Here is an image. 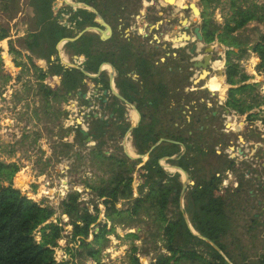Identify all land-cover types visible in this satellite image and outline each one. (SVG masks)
Here are the masks:
<instances>
[{
    "label": "rangeland",
    "instance_id": "rangeland-1",
    "mask_svg": "<svg viewBox=\"0 0 264 264\" xmlns=\"http://www.w3.org/2000/svg\"><path fill=\"white\" fill-rule=\"evenodd\" d=\"M149 1L94 0V4L100 5L103 2L104 5H100V11L102 10V20L104 21H108V19L112 22L117 21V14H121L122 11L127 14L126 10H129V16L134 15L135 20L140 18V20L148 21L153 17L158 19V13L154 14L153 0L150 1L151 3ZM188 2H194L200 10V16H197L195 25L200 27L203 37L197 43L199 54L194 57L201 56L203 52L200 50L211 45L213 47L210 50L212 56L216 58L221 55L222 59H215L212 67L207 69L209 74L199 81L193 77L198 74L195 69L188 71V67L185 65L175 64L174 66L173 62L172 64L169 62L167 66L171 65L173 70L170 71V79L167 82L171 86H177L180 83L189 85L191 81L187 79L192 77L196 81L193 85H201V87L206 85L208 89H201L200 92L182 93L183 101L188 95V101H192V105H196V102L202 98L204 103H209L205 113L211 115L212 111H215V119H210L209 129L201 135L198 134V130L195 131L196 127L190 126V128L195 134H198L199 142L207 143L204 147L207 146L210 149L215 143L220 142L221 146L218 148L220 155L233 159L235 164L240 161L241 166L247 169L251 166L250 162L255 165V168H251L253 170L249 173L250 179H247L245 174L243 177L237 178V174L242 175L243 172H239L240 169L235 164L234 169L224 173L225 178L222 179V185L224 180H230V183L227 188L223 189V192L231 193L233 202L226 209L232 219L231 230L222 241L230 244V249L233 250L237 261L256 259L264 252V124L262 122L264 119V74L259 71L260 59L252 51V46L258 40L259 35L264 33V23L248 21L247 24L231 34L225 33L223 27L225 25L232 26L231 20L236 13L245 12L243 15L248 17L253 6L263 4L264 0H167L166 2L163 0L161 10L159 9L162 14H160V21L166 22L163 14L168 15L171 12L174 15L177 14V18L187 16L192 18L193 14L189 8L182 9V6ZM58 3L60 11L65 3L63 0ZM122 6L126 10L121 9ZM179 9L182 10L181 14L177 12ZM19 12H12L8 15L0 10V28H6L9 37H13L10 41L5 38L6 43L1 42L4 45L3 48L0 46V161L16 163L19 170L13 177V185L29 198L49 208L51 217L38 225L32 234L36 240H40L42 226L48 223L61 226V238L58 239L54 256L59 261L65 260L67 264H133V257L137 258L140 264H149L154 261L153 258L157 253H167L162 229L168 221L176 218L179 209L182 211L185 221L187 220L188 226L191 225L188 214L184 212L186 202L184 196L192 184L187 185L181 198L173 197L164 212V217L156 214L155 207H152L148 201L135 215L124 216L120 222L118 220L122 216L115 217L118 218L115 223L105 216L103 198L96 201V210L93 203L89 201L93 192L87 185L96 184L99 178H108L111 167L109 163L113 159L124 162L131 160L127 156L128 147L125 144L127 141L125 138L129 133L127 132L121 137L120 133L110 131V135L115 137L111 141L110 138H107L109 135L107 129L99 140L83 138L85 135L82 131L86 130L75 121L79 112L82 111L85 114L93 112L106 117L107 111L103 113L99 106L97 109H86L85 106L88 105H81L84 107L81 109L76 95H69L59 90V76H47L43 80L38 78L39 71L33 66L45 70L46 62L43 59V62L39 63L37 56L20 46L21 39L25 38L27 34L24 25L27 15L25 6H20ZM111 12L117 14L112 15ZM174 19H176L175 16ZM212 31H214L213 37L210 38ZM16 35L23 37L17 39L14 37ZM205 36H208V39ZM119 38L121 40H118L114 45L116 48L118 46L128 47L135 55H143L145 60H147L146 57L152 60L148 56L151 48L146 45L142 47L140 45L141 38L135 42L125 41L123 34ZM226 41L236 45L227 46ZM10 42L20 51L19 54L9 51ZM237 44H239L238 47ZM229 50L235 52L228 55ZM228 58L238 66V74L240 73V77L244 78L242 83H257L250 95L242 96L246 97L247 104L252 102L254 104L250 110L243 114L235 112L226 105L228 86L231 85L224 84L220 74L216 77V70L221 66L226 68ZM70 60L68 62L73 63ZM160 72L161 76L169 74L166 67ZM187 72L190 73L186 74ZM185 76L187 81L183 80ZM51 77L57 78L56 83H52ZM45 87L57 92L58 97H47L44 92ZM172 94L168 93L167 97L171 99ZM152 97L147 94L146 100L142 102L151 100ZM164 105V108H170L169 105L166 106L165 103ZM224 107L228 112L223 111ZM143 110L146 112V109ZM162 116L161 119L157 118L163 124L159 130L162 131L161 133L168 134L171 130L169 127H165L166 123L172 126L176 119L171 121L166 113ZM143 121L146 120L142 119L141 122ZM177 123L180 122L177 121ZM128 124L130 126L129 122ZM213 126L216 128L213 129ZM111 127L109 124V129ZM237 136H239V140H234ZM230 141L233 142L232 147L239 148L247 155H241L238 151L228 148L231 145ZM66 143L71 146H65ZM147 159L142 158L141 162ZM132 161L137 162V159ZM141 164L136 163L132 172L135 197L138 196L137 186L139 184L136 170ZM131 165L130 163L126 166L130 167ZM202 165H208V160H205ZM190 175L188 183L194 182ZM236 183L239 188L243 187L244 190L235 191ZM19 184L23 185V188ZM261 185L263 188L259 190L258 187ZM74 192L80 194V200L87 202V212L93 218V221L89 223V236L86 240L92 241L94 234L106 224L107 231L102 234V238L98 242L93 241L92 243L93 248L99 250L98 260L87 255L88 248L83 246L78 238L75 241H70L69 234L72 225L67 215L62 212L61 204L63 200H67L69 193ZM250 192L254 195L251 196ZM255 194L257 195L255 196ZM177 202L180 207L177 206ZM257 202H261L263 208L258 206ZM116 208L126 209L127 204L121 200L117 202ZM256 214H258L257 217ZM124 215L126 214L124 213ZM191 232L192 234L196 233V236L199 235L194 228ZM208 242L218 248L212 241L208 240ZM189 246L195 247L203 257L209 258L201 246H196L193 243ZM200 262L199 258H191L189 261L183 257L176 264H200Z\"/></svg>",
    "mask_w": 264,
    "mask_h": 264
},
{
    "label": "trees",
    "instance_id": "trees-1",
    "mask_svg": "<svg viewBox=\"0 0 264 264\" xmlns=\"http://www.w3.org/2000/svg\"><path fill=\"white\" fill-rule=\"evenodd\" d=\"M76 1L89 5L94 4V0ZM58 4V0H27L26 8L27 16L30 19V29L25 38L21 39L20 46L37 56L39 63L43 62L42 59L46 62L45 70L33 66L39 71L38 78L40 80L47 76H59V90L80 98V94L87 91L86 76L78 68L65 67L58 54L57 44L63 37H74V29L78 31L85 25L99 26V24L93 20L94 16L90 11L84 8L73 10L71 6L65 4L60 12L67 15L69 24L61 27L58 24V17L60 16ZM20 6L21 0H0V10L4 14L17 13ZM243 13L245 12L235 14L231 20L232 26L225 25L223 27L225 33L231 34L247 24L248 21L264 23V3L254 5L248 17L244 16ZM70 27L74 29L71 30ZM213 33L214 31L210 33V38L213 37ZM8 36L7 29L0 28V41ZM205 38L208 39V36ZM118 40H121L118 32H113L108 39H102L93 32H84L75 40L66 41L64 47L68 52H74V55L83 57L81 66L88 73H96L99 65L108 60L115 68L114 83L116 88L123 97L140 105L143 100H146V95L150 93L147 86L152 84V73L143 70L144 64L142 66L137 65L138 57L130 48L124 47L119 51L115 50L112 46ZM225 43L230 47L236 45L228 41ZM9 51L14 54L20 53L11 42L9 43ZM252 51L260 59L259 71L264 74V33L259 35L258 40L252 46ZM234 52V50H229L227 54ZM131 69L138 73V79L132 77ZM225 74L227 85H231L227 90L226 105L235 112L243 114L250 110L254 104L253 102L247 104L246 97L243 98L242 96L250 95L257 83H242L244 78L240 77V73L238 74V66L233 64L229 58L226 63ZM51 80L52 83H56L57 78L52 77ZM139 85H142L143 89ZM91 91L89 99H84L82 103L88 105L90 101L95 100V102L100 103L99 108L104 113L106 111L109 113L113 109L117 116L115 126L122 137L129 124L124 118L123 104L114 95L108 94L109 80L106 72L102 71L94 79V86ZM104 91L107 94H104ZM44 92L47 97H58L57 92L51 88L45 87ZM172 95L171 99L177 102L184 98L179 92H173ZM188 97L186 96L185 101L188 100ZM171 99L169 101H172ZM252 101H254L253 98ZM94 114L93 112L87 114L88 129L90 133L94 134V140H99L109 129V124L107 120H101L100 116L95 117ZM155 120L140 122L131 130L136 154L147 153L162 134V131L157 129ZM262 122L264 124V119ZM110 125L112 126V124ZM80 136L82 137V133ZM83 138L86 137L83 136ZM64 145L71 146L67 143ZM177 150L176 145L170 142H162L149 152L148 159L136 170V175L139 178L138 196L136 197L132 186V172L136 163H141V159H137V162H135L136 160L124 162L113 159L109 163L111 166L110 176L99 178L94 185H87L94 194L89 201L97 210L96 201L103 198L105 216L113 223L118 219L115 217L122 216L118 220L120 222L124 216L137 214L147 201L152 207H155L156 214L164 217V212L170 201L174 196L179 197L180 195L181 181L179 173L164 170L158 161L159 158L172 155ZM209 151V155L203 157L204 161L208 160V165H202L201 159L196 157L191 162V164L193 163L191 170L184 166L185 169L189 170L190 177L194 179L193 185L189 187L184 196L186 201L184 212L188 214L191 228L215 243L218 248L192 234L182 211L179 209L176 218L168 221L162 229L167 253H157L153 258L154 261L149 264H176L183 257L189 261L191 258H199L201 259L200 264H264V252L258 255L256 259L237 261L233 250L230 249V244L222 241L231 230L232 219L227 214L226 209L233 202V195L223 192L222 179L225 178L224 173L227 170L233 169L234 160L226 156H218L214 147H211ZM130 163L132 164L130 167L126 166ZM18 170L19 168L14 162L0 161V264H67L65 260L56 261L54 258L55 247L58 239L61 238V226L52 223L45 224L40 228V240H36L32 234L38 225L51 217V214L47 206H42L41 203L29 198L13 185V177ZM240 176L243 177V174ZM121 200L127 204L126 209L119 210L116 208L117 202ZM86 203V201L80 200L78 192L69 193L67 200H63L61 204L62 212L67 215L72 225L69 234L71 236L70 241H75L78 238L81 244L88 248L87 255L98 260L99 250L93 248L92 243L93 241L98 242L102 238V234L107 231L106 224L94 234L92 241L86 240L89 236V223L93 221L87 212ZM176 204L180 207L178 202ZM191 243L201 246L210 259L203 257L195 247L189 246ZM132 262L133 264H140L135 257L132 258Z\"/></svg>",
    "mask_w": 264,
    "mask_h": 264
},
{
    "label": "flooded vegetation",
    "instance_id": "flooded-vegetation-1",
    "mask_svg": "<svg viewBox=\"0 0 264 264\" xmlns=\"http://www.w3.org/2000/svg\"><path fill=\"white\" fill-rule=\"evenodd\" d=\"M150 1H152V0H150ZM166 1L167 0H165V2ZM100 5L101 6L104 5L103 2H101ZM100 5L92 4L91 6L95 7L97 10L100 11V8H101ZM120 8L123 10H126V8L123 6ZM182 9H184V8H182ZM153 10H154V8H153ZM160 10L159 9L157 11L155 10L158 13L157 17L159 20L155 19V17H153L151 20H148L149 23H146L147 20H144V21L140 20L141 25H143V22H145V28L146 29L142 32V34L146 33V35H144V36L140 35V37L135 38V40L141 38V44L140 45L142 47H143V45L144 46L146 45L147 47L151 48L148 56L152 59V60H150L149 58L146 57V59L150 61V62H148L147 60H145L142 57L143 55L137 56L138 57L137 65L142 66L144 64L143 70L149 71L152 73V76H151L152 84L148 85L147 88L150 90V93H148V94L151 95V97L153 96L151 100L146 101L147 104H144V102H142V104L137 105V107L139 108L140 116H141L139 123L141 122L142 119L148 120V121H151L152 119H156L155 120L157 122L156 126H157V129H159V128H161V125H163V124L158 119H161L163 117L162 115H164V113H166L168 115L169 111L171 114V118H169V117L168 118L171 121L173 119H176L175 123L172 124V126L166 123L165 127H169V129L171 131L168 134L162 133L160 135V137H158V139H162L161 143L162 142H170V143L176 145L178 147V150L175 151L172 155H165V156L173 157L172 159H166L165 158L163 160L162 158L165 157V156H163V157L159 158L158 162L164 170L171 172V173H174V172L179 173V175H180L179 179H180L181 183H182V178H181L180 171L177 169V167L178 166L182 167L187 174V184L185 187V190H186L188 184L193 185V183H194V182L188 183L189 170L192 169V164H193V163L191 164V162H193L194 158L199 157V159H201L200 162L203 164V162H204L203 157L206 155H209V152H210L209 148L207 146L204 147V145H207V143L204 144L202 142H199L198 134L200 133V135H201V133H205L209 129L210 119H215L216 112L212 111L211 115L206 114L205 112H207V105H209V103H204L203 102L204 100H201V99H199V101L196 102V105H192V103H193L192 101H191L192 102L191 103L188 100L183 101V99H181L178 102L175 100H172V99H171L172 101H169L170 98L167 97L168 93L179 92V93L189 94V93H194V92H200L201 89H204V88L208 89V87H206V85L204 87H201V85H199V86L193 85L196 83V81L192 77H189V79H187V80L191 81V84H189V85L188 84L183 85L182 83H180V85L171 86L167 81H168V79H170V76H169V75H171L170 71H172L173 68L171 65L167 66V64L169 62L172 64V62H173L174 66H175V64L180 65V66L185 65L188 67L187 68L188 71H192L193 69H195L198 72V74L193 75V77H195V79L197 78V81H199L203 77H205L209 74L207 69L211 68L214 60L217 58L219 59V57L215 58L214 56H212L213 54L210 53L211 54L210 65L204 69L196 67L195 64L198 62H201L202 57L206 54V52L204 50H208L207 49L208 45L203 47L200 50L201 52H203L201 56L194 57V56H198L197 54H199L197 43H199L201 41V40H198V38L195 36L194 28H195V26H197V25H195V21H193L192 18H190L189 16L177 18V14L174 15V13H172V12L168 15L163 14V17H165L166 22H164L162 20L160 21V16L162 15ZM126 11H128L127 14L124 11H122L121 14H117L115 12H111V14L112 15L117 14L118 19L120 18L121 21H125L126 23H130V24L136 23L137 19L135 20L134 15L129 16V10H126ZM144 11L145 10L143 9V13H144ZM181 11L182 10H180V9L177 10L178 13H180ZM156 12L154 14H156ZM174 16L176 19H174ZM138 19H140V18H138ZM148 24H150V25H148ZM148 28H150L149 32H148ZM198 28L200 31L201 29L199 26H198ZM172 30H174L175 32L173 33V36L171 37L169 35V32H172ZM163 35L167 39L162 38ZM186 36H189V38H187ZM175 37H176V41L173 40V38H175ZM108 38H102V39H108ZM202 39H203V37H202ZM135 40L134 41L130 40V42H135ZM187 44H189V46H187ZM112 47L115 49L114 45ZM118 48H120V46H118L115 50L119 51L124 47H122L120 49H118ZM208 51H210V50H208ZM160 53L169 54L168 56L170 59H166V62L165 61L161 62L160 59L158 58V56H160L159 55ZM106 62H109V61L106 60ZM159 65H160V67H159ZM165 67H166V71L169 72V74H167V76H165V75L161 76L160 71L164 70ZM114 71H115V68H114ZM188 73H190V72H187L186 74H188ZM183 80H186V76L183 77ZM93 85H94V81H93ZM139 87L141 89H143L142 85H139ZM153 98L155 99V101ZM128 101H130V100H128ZM164 101H166V102H164ZM90 102H95V100H92ZM171 102H172V105H169V103H171ZM164 103L166 104V106L169 105L170 108H164L165 107ZM99 105L100 104H98V106ZM146 106H147V109L145 112V110H143V109ZM223 111L228 112V110H226L225 107L223 108ZM124 113H125V111H124ZM183 113H184V115H182ZM182 116H183V118H182ZM107 118H108V120H111L110 124H113V128H114L113 131H115L116 133L117 132L120 133V131L117 130V128L115 126V121H116L115 119L116 118L114 117L113 109L111 110V112H109V115H107ZM124 118H125V116H124ZM137 118H138V116H137ZM177 121L180 123L178 124ZM190 126L196 127L195 131L198 130V134H195V132H193V130L190 128ZM211 128H212V126H211ZM215 128L216 127L213 126V129H215ZM125 133L122 135V137L125 135ZM234 140H239V136H237L236 139H234ZM232 144H233V142H231V145H229L228 148H231L232 151L233 150L238 151L241 155H247L246 153L241 151L239 148L232 147ZM239 145H241V144H239ZM220 146H221L220 142H217L212 146V147H214L215 153L218 156H222V155H220V151L218 150V148ZM129 152L130 151L128 148L127 153L129 154ZM144 162H142V164ZM235 165H237L238 169H240L239 172H243L242 174H245L246 178L250 179L249 173L251 172V170H253L251 168H255L254 164H252L250 162L251 166L248 169L246 167H242L240 161L237 162V164H235ZM184 166H187V168L189 170L185 169ZM234 168H235V166L233 165V169ZM241 170H243V171H241ZM227 172H230V171L227 170ZM237 178H240L239 174H237ZM229 183H230V180L227 181V184H223L224 185L223 189L227 188V185ZM236 186L237 187H236L235 191L239 192V191L244 190L243 187L239 188V185L237 183H236ZM262 188H263V185L258 187L259 190H261ZM184 191H183V193H184ZM250 195L253 196L254 193L250 192ZM256 195L257 194H255V196ZM257 205L261 206V202H257ZM261 208H263V206H261ZM257 215L258 214H256V217H257Z\"/></svg>",
    "mask_w": 264,
    "mask_h": 264
},
{
    "label": "crops",
    "instance_id": "crops-1",
    "mask_svg": "<svg viewBox=\"0 0 264 264\" xmlns=\"http://www.w3.org/2000/svg\"><path fill=\"white\" fill-rule=\"evenodd\" d=\"M59 2H60V0H58ZM67 1V0H66ZM71 2H74L73 4H67V5H69V6H72L73 7V10H76V9H79V8H84V9H86V10H88V11H90L92 14H93V20L94 21H96L98 24H99V26H95V25H93V24H88V25H85V26H83L81 29H79L78 31H76V29H72V27H70L69 29H71V30H73V32L75 33V36L74 37H69V38H78L81 34H83L84 32H93V33H96V34H98V35H100V37L101 38H108L113 32H118L119 33V36H121L122 34H123V36H125V41H128V42H130V40L131 41H134L135 40V38H136V36H140V35H142V36H144V35H146V33H143L142 34V32L146 29L145 28V22H143V25H141V22H140V19H137L136 20V23H132V24H130V23H126L125 21H121L120 20V18L117 20V21H114V22H112L111 20H109L108 19V21H105L109 26H110V32L109 31H106V32H103V34L101 33V31L100 30H98V29H96L95 27H98V28H101V29H107L103 24H101V22H99L98 20L99 19H103V15H102V11H99V10H97L95 7H93V6H91V5H89V4H87V5H89V6H91V7H93L94 9H92L91 7H89V6H86V5H84V3H82V2H79V1H76V0H72ZM86 4V3H85ZM153 4H154V6H153V8H154V10H158V9H160V7L163 5L162 4V1L161 0H158V1H155V0H153ZM21 6L22 7H24L25 6V9H26V12H27V0H21ZM155 11V12H156ZM20 13V12H19ZM60 16H63V18L64 19H60V16L58 17L59 18V22H58V24H59V26H61V27H64V26H68V17H67V15H64L63 13H61V14H59ZM126 15V14H125ZM52 19H53V16H52ZM144 21V20H143ZM146 23H149V21L147 22L146 21ZM25 30H26V32L28 33V31H29V29L30 28H28L29 26H30V19L28 18V16L26 15V22H25ZM126 25V26H125ZM148 25H150V24H148ZM143 29V31H142V29ZM142 31V32H141ZM150 31V28H148V32ZM23 35V34H22ZM27 35V34H26ZM15 38H19L20 37V35H16V36H14ZM23 36H21L20 38H22ZM8 39L7 40H11L13 37H7ZM67 38H68V36H66V37H63V38H61V40L58 42V44H57V49H58V54H59V56H60V58H61V61H62V59H64V60H69V59H71L70 61H72V59H74L75 58V55H74V52H68L66 49H65V47H64V44H65V42L66 41H72V40H75V39H68L67 40ZM162 38H165V39H167L164 35H163V37ZM161 38V39H162ZM160 39V40H161ZM6 40V41H7ZM137 40V39H136ZM2 41H4V43H6V41H5V39H3V40H1L0 41V46H2V48H3V44H1V42ZM123 47V46H122ZM121 46H120V48H122ZM6 48V47H5ZM120 48H118V49H120ZM115 49H116V47H115ZM160 56H158V58L160 59V61L161 62H166V59H170L169 58V54H162V53H160L159 54ZM164 55V56H163ZM42 59V58H41ZM43 60V59H42ZM163 65V64H162ZM102 71H104V72H106V75H107V77H108V80H109V73L111 72V68H110V66L108 65V63H106V62H103L102 64H101V71L100 72H102ZM115 71H114V76H115ZM131 75H132V77L134 78V79H137L138 77H139V75H138V73H136L133 69H131ZM51 79H52V77H51ZM86 85H87V91L84 93L85 94V97H82V94H80L81 95V97L80 98H78V96H77V98H78V103H79V105H80V107H81V105H85L84 103H82V101L85 99V100H87V99H89V97H88V95H91V93H92V91H91V89L93 88V82L92 81H88V80H86ZM109 93L110 94H112V95H114L115 96V91L116 92H118V93H120L119 92V90L116 88V86H115V84H114V77H113V83L111 82L110 83V81H109ZM121 94V93H120ZM122 95V94H121ZM123 96V95H122ZM116 97V96H115ZM117 98V97H116ZM119 99V98H118ZM126 99V98H125ZM127 100V99H126ZM201 100H203L202 98H201ZM119 101L123 104V106H124V111H125V113H124V116H125V119H126V121H128L129 123H130V125L131 126H137L138 125V123H139V121H140V112H139V108L137 107V104H135L134 102H131V101H129L128 103H130V104H127V102L125 101H121V99H119ZM128 101V100H127ZM147 101H149V100H147ZM91 104V102H89V104L88 105H90ZM95 104H96V102H95ZM144 104H147L146 102H144ZM169 105H172V102L171 103H169ZM148 106V105H147ZM147 106L146 107H144V109H147ZM165 106V105H164ZM133 111H135L136 113H137V115H138V118H137V120L135 119V121L134 120H132L133 119V117H134V112ZM103 112V111H102ZM101 112V113H102ZM104 113V112H103ZM107 115H109V113H107L106 114V117H104V119L105 120H107L108 121V124H110V121L111 120H108V118H107ZM111 115V114H110ZM133 115V116H132ZM182 115H184V113L182 114ZM94 116L96 117V116H103V114H98V113H95L94 114ZM114 117L115 118H117V116H116V113H115V111H114ZM167 117H169V118H171V114H170V111H169V113H168V115H167ZM182 118H183V116H182ZM114 119V118H113ZM135 122V123H134ZM113 124H112V127L110 128V129H108L109 130V135H108V137L107 138H110L109 140H114L115 139V137L114 136H111L110 135V131L111 132H115V131H113ZM130 134V135H129ZM128 134V136H126V138H125V140H127L126 141V146L133 152V153H135L134 151H135V148H134V146H133V142H132V136H131V132ZM143 161H145V160H143ZM142 161V162H143ZM141 162V163H142ZM181 174V178H182V173H180Z\"/></svg>",
    "mask_w": 264,
    "mask_h": 264
},
{
    "label": "water",
    "instance_id": "water-1",
    "mask_svg": "<svg viewBox=\"0 0 264 264\" xmlns=\"http://www.w3.org/2000/svg\"><path fill=\"white\" fill-rule=\"evenodd\" d=\"M64 1V3L65 4H73L74 2H69L68 0L66 1V0H63ZM163 1V0H162ZM84 5H86V6H89V5H87V4H85L84 3ZM89 7H91V6H89ZM183 8H189L191 11H192V14H193V17H192V20L193 21H196V19H197V16H200V10H199V8L197 7V5L194 3V2H188L186 5H183L182 6ZM92 9H94L93 7H91ZM59 14H61V12L59 11ZM60 19H64L63 18V16H60ZM186 20V19H185ZM99 22H101V24H103L107 29H101V28H98V27H95L96 29H98V30H100L101 31V33L103 34V32H106V31H109L110 32V26L104 21V20H102V19H99L98 20ZM175 31L174 30H172V32H169V35L172 37L173 36V33H174ZM194 32H195V36L198 38V40H202V36H201V33H200V31H199V28H198V26H195V28H194ZM187 38H189V36H186ZM70 40V39H75V38H67V40ZM181 39V38H180ZM179 39V40H180ZM173 40L174 41H176V37L175 38H173ZM219 57V59L221 60L222 59V56L221 55H219L218 56ZM210 58H211V54H210V51H206V54L202 57V61L201 62H198V63H196L195 64V66L196 67H199V68H207L209 65H210ZM61 59V58H60ZM62 62H63V64L65 65V67H75V68H78L81 72H83V74L86 76V80H88V81H94V79L101 73L100 71H101V64L99 65V67H98V69H97V71H96V73L95 74H90V73H88V72H86L80 65H78V64H76V63H71V62H68L67 60H63L62 59ZM106 63H108V65L110 66V68H111V72L109 73V81H110V83L112 82L113 83V77H114V66L110 63V62H106ZM218 74H220V76H221V80H222V82L224 83V84H227V76H226V74H225V68L223 67V66H221L220 68H218L217 70H216V77L218 76ZM51 85V84H50ZM228 87H230V86H228ZM104 94H107V92L106 91H104ZM109 94V93H108ZM115 96L117 97V98H119V99H121V101H126L127 102V104H130V103H128L129 101H127L120 93H118V92H116L115 91ZM82 97H85V94H82ZM106 101V100H105ZM92 103V102H91ZM91 105V104H90ZM101 120H103L104 119V117L103 116H100L99 117ZM134 127H136V126H129L128 127V129H127V131H126V133L128 132V133H130L131 132V130L134 128ZM82 133L86 136V139L87 140H91L92 138H94L95 136H94V134H90L87 130L86 131H82ZM126 133H125V135H126ZM128 135V134H127ZM161 141H162V139H158L151 147H150V149L148 150V152L147 153H145V154H136V156L135 157H129L131 160H134V159H142L143 157H146V158H148V156H149V152L153 149V148H155L158 144H160L161 143ZM172 159L173 157H171V156H165V157H163L162 159L164 160V159ZM144 162V161H143ZM177 169L180 171V173H182V183H181V189H180V195H179V197L181 198L182 197V194H183V191L185 190V187H186V184H187V174H186V172H185V170L182 168V167H180V166H178L177 167ZM187 221V220H186ZM196 234V233H195ZM194 234V235H195ZM198 236H200L202 239H205V240H207L208 241V239L206 238V237H204V236H201L200 234L198 235Z\"/></svg>",
    "mask_w": 264,
    "mask_h": 264
},
{
    "label": "built area",
    "instance_id": "built-area-1",
    "mask_svg": "<svg viewBox=\"0 0 264 264\" xmlns=\"http://www.w3.org/2000/svg\"><path fill=\"white\" fill-rule=\"evenodd\" d=\"M82 61H83V58H82L81 56H77V55H75V58L72 59V62H73V63H76V64H78V65H80V66H81ZM89 96H91V95H88V97H89ZM74 103H76V101H74ZM79 107H80V106H79ZM80 108L83 109L84 107L81 106ZM85 108H86V109H88V108H89V109H97V108H98V104H97V103L95 104V102H92L91 105L85 106ZM79 113H80V114H79L78 116H76L75 121H76L79 125H81L83 129H85V130L88 131V127H89V121H88V119H87V114H88V113L85 114V113L82 112V111H80ZM103 117H104V115H103ZM74 127H75V126H74ZM223 182H224V184H226V183H227V180H224ZM54 258L56 259V261H59V260L56 258V256H54Z\"/></svg>",
    "mask_w": 264,
    "mask_h": 264
},
{
    "label": "bare ground",
    "instance_id": "bare-ground-1",
    "mask_svg": "<svg viewBox=\"0 0 264 264\" xmlns=\"http://www.w3.org/2000/svg\"><path fill=\"white\" fill-rule=\"evenodd\" d=\"M71 1V0H70ZM69 1V2H70ZM59 20V19H58ZM207 49L208 50H212V46L211 45H209V46H207ZM64 60V59H63ZM134 112V111H133ZM133 116V115H132ZM137 116L138 115H136V113L134 112V117H133V119L132 120H134L135 121V119L137 120ZM135 123V122H134ZM126 148V147H125ZM129 154L131 155H129V154H127V156H129V157H135L136 155H135V153H133L130 149H129ZM143 158H146V157H143ZM189 228L191 229V230H193L192 228H191V225H189Z\"/></svg>",
    "mask_w": 264,
    "mask_h": 264
}]
</instances>
